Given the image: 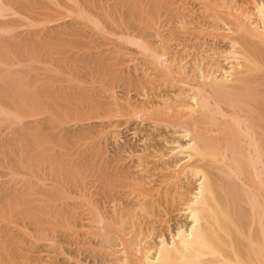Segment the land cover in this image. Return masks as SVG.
<instances>
[{"label":"bare ground","instance_id":"obj_1","mask_svg":"<svg viewBox=\"0 0 264 264\" xmlns=\"http://www.w3.org/2000/svg\"><path fill=\"white\" fill-rule=\"evenodd\" d=\"M43 1H47L48 5ZM43 1L0 0L1 67L3 66L1 63L5 61V57L2 56L4 55L3 53L5 51H11L10 54L13 55L14 52H12V50L14 47L19 48L21 52L22 49L30 48L29 50H27V52L29 53V51H31V48L35 47L36 45H41L39 48L42 49L41 47L43 44L48 48L54 42L53 46L55 44V47L52 48L55 49L56 47H58L57 44L62 42V40L65 38H67V41L63 40V43L66 44V42H72V40L68 41V38L71 36V38L75 37V32L73 30L74 26L76 28L75 24L80 21V19L85 20L84 16H86V13L90 16L88 11H86L85 13V11H83L84 9H81L79 0H60L61 2L56 3V10L53 9L54 12L56 11L55 13L53 12V10L51 11L52 13L49 12L50 8H46L47 6L49 7L53 0ZM66 1L70 2L72 5H67L68 2ZM183 1L185 0H182V2ZM190 1L193 7L191 5L188 6L187 4V6L190 7L187 8L185 6V3L183 2L182 8L178 13V17L180 20L178 18L177 20H179L180 29L182 32L181 42L178 41V39H180L181 37L178 36L179 38L177 39V44H179L178 50L170 49L171 47L169 43L171 42V39H164L159 34L155 39L156 41H152V39L148 40L149 38L144 39L143 36H132L125 29H119V33L117 35L108 33L105 30L103 31V29L102 33H100L102 35L99 34V36L103 37L105 44L106 40L108 41V38L111 39V36H114L118 43H120L119 41H121L122 44H129L130 46L136 48L138 53L143 58L144 64L146 65L144 66H148V76H153V78L157 77L158 80L161 81L160 84L163 83L164 85L162 86L167 87L166 89L168 91L164 92L163 94L161 92H159V94H157L158 92L156 94L152 93L154 95L152 96V100L149 101L148 104H134L130 102V100L126 99L125 101L120 100L121 102H119L113 98L116 95L113 96L110 93L109 94L114 101L109 103L107 101L108 99L106 101L101 100L103 98L101 94L100 96L102 98L100 96H96L100 93V90L96 95L93 94L91 90L89 91L90 93L84 92V88V91H82L83 89H80L82 88L80 87L82 84V80H84L82 78L85 77L84 73H82L80 76V85L78 83L80 80L68 81L69 79L67 78L69 77L67 76L66 79L68 83L63 82L66 85L62 83L64 86H61L60 84V87H57V85H55L56 82H54L53 80L49 82H52L51 85L54 82L55 84H53V86H51L50 84L47 85V81H45L46 78H44L45 80L43 79L45 82V85H43V83L37 79L38 74L34 75L35 81H31V77L33 76V74H31V77L29 75V81L25 76V74L27 73L26 71L23 72L24 75L22 74V77H25L24 79H27L29 82L23 79L24 81L22 80V83L18 81L16 82L14 80L15 76H13V79H9L13 69H9L7 75H4L2 73L8 78L5 77V79H2L0 81V117H7L8 113L14 112L13 117L23 122L25 120L23 119V116H26L25 118H27V116L34 118L38 115H42L43 118V116L45 117L48 113L46 120L47 123H49L47 125V131L53 130L54 133H57L55 129L59 126H62L61 124H63V122H65L67 119H71L73 116H75V118H72L74 120L71 121L78 122V120H80V118L78 117L83 116L81 120L82 122H84L83 119L86 118V115H93L98 117V119L119 117L121 119L123 118V121L124 119H126L127 122L129 120L132 121L131 119L136 120V118H140L141 120L147 121L152 133H154V131L157 132V130L160 128H162V131L163 128L170 131V133L168 132L170 134H168L170 137L167 135L169 138L161 135L156 136H159L161 138L163 144L166 145H164L166 147L165 149H167L168 151H163V148H161L163 150L153 148V146L155 147V145L153 144V146H150L152 143L148 145V147L147 145L145 146V144H149L146 143L147 140L150 142V139L152 140L154 137H151L149 139L145 138V140L142 139L141 142L143 144V149H136L135 151H131V149H129L128 151L127 156L128 158H130L128 160L132 161V164L130 166L128 165L129 167H125V164L123 165L124 160L121 157L119 158L117 154H115V152L113 154H110L111 156L108 155L106 149H104L105 147L96 144L95 141L97 138H103L106 136H112V138L114 139L118 138L120 134L118 135L119 131L117 130V126H110L108 124L109 127H99L100 129H95L94 132H90L91 128L89 127L90 129L83 135H81L82 131L78 132L81 137L79 136L80 138H78L76 141H81L78 142L80 143L79 146L84 142L82 146L79 147L78 143L73 141L77 146L75 148L78 149L74 150L71 147L73 149V152L77 151L76 153H79L81 147L83 148V145L88 148V153L94 151V153L92 152L93 154H88V158L90 157L91 159H94L92 162V166L90 165L89 160H86L83 164V170L87 169L86 171L88 172L89 168L93 170V173L92 171L90 172L94 174L95 179L92 183L91 181H89V183L92 184L91 186L93 191H96V188L94 187L98 186L103 187L104 190L101 188L102 191H100V194L101 192L103 194L100 199H98V201L100 202L99 204L98 201L95 202L91 200L92 194L89 191L87 192L86 187L84 189L85 193L81 194L82 197L79 196L77 198V200H81L80 202L83 201L82 205H79L80 203L77 202L78 204L76 203V205H79V208H76L75 205L74 207H67L66 205V207L69 208H66V210L63 207V210H65V214L63 213V220L60 222V224H52L54 227L53 230H55L56 228L63 229L65 231V234H67L69 237L81 236L82 238V234H84L86 231L91 230V227H89L91 225H82L80 223V219H77L78 221L80 220V224L77 222L75 223V217L73 216V214L75 213L76 215V213H78L76 212V210L79 211L80 208L81 210H83L84 208V211L86 213L82 212L81 210L80 212L84 213V215H88V219L86 220L87 222H94L97 225H103V229L105 228L104 232L108 237L106 240L107 248L103 249L102 247L101 252L103 253V250L105 249L110 251V253L108 252V254L104 253V255H108L112 258H108L111 260H108L107 264H264V0ZM64 5L69 9L66 12L73 13L75 15L74 19L76 20L73 21L74 25L70 24L71 26L73 25L71 27L72 31L64 34L66 35V37L63 36L62 33L64 31L61 30L60 34V31L57 32L58 34L56 35V37H52L50 35L51 32H48L49 36H46L48 40L46 41V39L42 37L40 39L41 41H39L44 42L42 39H45V42L43 44H39L35 39L36 37H33V39L26 38L22 42L20 40L22 39L20 35V38H18L20 40L19 43L14 44V38H12L13 40H10L13 42V44L11 42L10 44L6 40L4 35L10 33L12 34L14 32L13 30L15 29V22L12 19L9 20L10 17H7L8 11H10L9 15L12 16L22 15L20 13H24V11L26 10L33 11V13L35 14H32L33 18L27 15L29 14L28 12H26L25 15L28 16V19H30V21H27V17H25L26 22H30L29 26L32 25L34 21L37 24L36 26L40 25V23H48L50 25L52 21H54V23L56 22L55 20H53L55 19V17H62L64 15L66 17V14L61 13L62 8L64 9ZM159 5L162 6V3ZM178 5H181V3H178ZM189 13L192 15H190ZM187 14H189V16ZM6 17L8 20H6ZM191 24L193 25V28L191 29L192 31H190V27H188ZM97 27L98 24H96L95 28ZM63 29L65 30L64 27ZM166 33H168V31ZM31 35L35 36L33 34ZM80 36L81 35H79V37ZM81 38L84 39L83 35ZM82 41L83 40H81V42ZM86 42L88 43V41ZM60 44L58 45H65ZM83 44H85V42ZM95 45H97V49L100 47L98 43ZM10 47L12 48V50H10ZM92 47H94V45ZM39 48L38 52L40 53L41 50ZM49 49L50 48H48L46 51L48 52V54H51ZM53 49H51V51ZM111 49L112 48L107 49L108 53L114 54L121 51L120 49L117 50V48L114 50ZM105 53L102 55H105ZM36 54L39 57V54ZM45 54L43 55L47 57V53ZM93 55L94 54L92 53V56ZM108 56L110 55L108 54ZM2 57H4V59H2ZM38 57L36 58L39 59ZM7 58L8 57H6V59ZM49 59L47 60V64ZM43 60H45L44 57L38 63L41 64V61ZM65 60L66 59H64V61ZM12 61L14 62V60ZM3 64L10 65L6 63ZM11 64L13 66L14 63ZM34 64H32L33 69H31V72L35 69L34 67L38 66ZM89 64L93 65L94 63L92 64L90 62L88 63V65ZM10 66L9 68H11ZM85 66H87V64ZM101 66L102 67L100 68L102 69L98 71V75L101 74L103 77L105 76V79L103 78V80H106V75L108 74L107 69L105 65V69H103V64ZM91 67L89 65V68ZM95 67L97 68V63L95 64ZM109 67L110 66H108L107 68ZM12 68H14V66ZM37 68L39 69V67ZM37 68L36 71L38 70ZM87 69L88 68H85V71H87ZM186 69H188V72H186ZM93 70H91L92 74ZM94 71H96V69ZM108 71H110V69H108ZM20 72L22 71H19L18 73ZM92 74L90 73L91 79L93 76ZM144 74H146L147 76V73ZM101 75H99V77ZM113 75H117V73ZM76 76L77 75H75V77ZM108 76L110 75L108 74ZM50 78L52 77H49V79ZM136 78H134V81H136ZM118 79L120 80V78H117V81ZM96 80L99 81L98 78ZM103 80H101V82ZM84 81H86V78ZM127 81L125 83H128ZM131 83L132 82L128 84V87ZM138 84L139 83H135L134 85L139 86ZM78 86L80 87L79 89L81 90V92H79ZM99 87L101 88V86ZM74 89H77V92L74 93V91H72ZM137 89H139V87ZM141 90L144 91L143 89ZM7 92L10 93L7 95L8 97L5 94ZM67 92L69 96H66ZM72 93L73 95H75V97L72 95ZM144 93L147 94L145 91ZM64 96H66L68 100H64ZM70 96L71 98H69ZM4 97H6L7 100H9L10 98V102L7 100L5 101ZM142 97H144V95H142ZM148 98H150V96H148ZM21 99L22 101L24 100V102L21 103V101V104L19 103V105L17 101ZM7 102H9V106ZM19 112L20 114L18 115ZM33 118H30V120ZM40 118L41 116L39 117V119H37L38 121L40 120L39 123H36L37 125L32 124L36 127H31L32 129L30 128L31 130H35L34 137H31L33 133V131L31 132V130V135H29V138H34V140L29 139V143L26 141V143L31 146V148L28 146L31 150L27 149L29 151H27L28 153L26 154L30 157L34 155V151L32 152V147L34 146L38 149L37 155L39 152H41L43 145L45 146L47 144L52 147L53 141H51L52 139H50L49 141L45 138L47 127H43L44 123L43 121H41L42 118ZM6 121L7 120H5V122ZM11 121H13V119ZM19 121L16 122L18 125L19 123L21 124V122ZM31 121L33 123V121L35 120ZM58 123H60V125ZM46 124L44 126H46ZM19 126L18 128L20 129ZM22 129L21 131L24 130ZM65 130L62 129L61 131H58L57 134L61 135V133H64L62 136L64 138L66 132ZM26 133L22 134L24 137L23 139H25L26 136L24 135H26ZM69 133L70 134H68L67 139L70 138L71 140H73L71 138L73 137V135L69 137V135H71L72 133L70 131ZM134 133L135 130L133 132V135ZM22 135L19 139H21ZM53 135L54 136H52L51 138L57 137L56 134ZM135 135H137V133ZM49 136L50 135H48L47 137ZM108 140L106 139V141ZM15 141L16 140H14V142ZM54 141L56 140L54 139ZM63 141L64 144L62 145V147H66V139H63L61 142ZM99 142V144H101V141ZM153 142H155L154 139ZM16 143H18V141H16ZM5 144L3 145H8ZM49 146H47V148H49ZM3 148L6 149L7 147ZM19 148L21 147H19L18 144V150ZM47 148L44 147L45 150ZM18 150L14 151L19 152ZM45 150H43V152ZM51 150L52 152H55L54 145L53 149ZM51 150H48L50 154H52ZM48 151L47 154H42L44 155V157L42 156L43 158H41L43 159V161L47 155H50ZM21 152H19V154ZM29 152H32L33 154L31 153V155H28L30 154ZM76 153L73 154L74 157L78 155H76ZM80 154L79 156H81ZM122 154L120 155L124 156ZM1 155L3 154L1 153ZM23 155H25V152ZM63 155L64 154H62L61 156ZM14 156H16V154ZM67 156H65V158H69V156L71 155ZM74 157L73 159L76 160L77 157ZM47 158H49L50 160L49 156ZM20 159H22V157ZM66 159L65 161H63L66 162L70 158L67 160ZM49 160L47 159V161ZM39 161L41 160L39 159ZM62 162H60L61 166L65 164H62ZM69 162V164L71 165L72 160H69ZM80 162L82 161H80L79 159V161L77 162L78 164H74L79 165ZM66 164L68 163L66 162ZM66 164L64 165V167L66 166ZM73 166L74 165H72V167ZM78 167L75 168L77 169ZM68 169H70V167ZM83 170H81L80 172L84 173ZM89 175L87 176L90 177L91 175ZM88 177L85 180H82L80 178V180L82 181L81 187H85L84 184L87 183V179H89ZM77 180H79V178H77ZM24 184H26V182L23 183V185ZM43 184L44 183H42L41 185ZM23 185H21V187ZM60 186H58L59 189ZM27 187L29 190L31 189L30 185ZM46 187H48L47 184L45 185V189H47ZM65 187L63 186L62 189H67ZM81 187L77 188L81 189ZM14 188L19 189V184L18 187ZM52 188L55 189L54 186ZM53 189H51L50 187V193L54 192ZM3 191L4 190L0 192L4 194ZM63 191L64 190H62V192L60 193H63ZM38 192L39 191L37 190V193ZM68 192H70V190ZM78 192L82 193L81 190ZM8 193L10 192L7 191V194ZM38 194L40 198H43L42 192ZM56 194L54 195V197L58 198ZM72 194L74 195V193L70 192V197L72 198V200H74V197H76V195L72 197ZM26 195L27 194H22V192L18 194L13 192V194H10L9 197H0V264H56L55 260L53 259H55L57 255L54 256L52 254H59V256L61 254H64L62 252L63 247L61 248L60 242L56 243L52 240H47V243H44L43 241L46 240L42 239L44 237L39 238L38 235L39 239H37L35 235L30 234L35 237L36 241L34 240V242H40V244L42 242L44 243V246L41 245L42 247L39 245L42 249H38V251H35L32 248L37 249L36 247L38 245L36 243L33 244V247L28 245L29 242L26 239V236L30 235H28L29 230L27 228L25 229L28 231L23 229L27 226L25 222L24 224L26 226H22L23 223L19 220L18 222L21 224L17 225L18 228L17 230L15 229L16 232L13 231L12 224H15V222L11 219L12 214L10 213V210H15L16 207L20 206V204L16 203L17 205L15 204L12 208L9 201L15 199H18L20 201V199H23L24 202V196ZM47 195L48 194H46V196ZM51 195L50 197H52ZM25 198L29 197L26 196ZM34 198L35 197H33V200ZM45 199L46 200H44V202L42 203L47 206L50 200L49 197H46ZM35 201L32 202L31 206L27 205V207H25L21 205L19 207L22 209V211H20L22 216L20 217L23 218V216H25L23 214L25 213L28 217L30 216V218L34 220L35 224L41 225V219H39L40 217H37V214L40 216V213L36 214L37 208L35 209L34 207L36 205L38 207L39 205L37 203L35 204ZM40 201L43 200L41 199ZM54 201H52V204ZM37 202H39V200ZM55 202L54 204L56 205ZM45 206L41 205V207H39V212H41V209L43 210L42 207L46 209ZM61 208L62 207H60L59 210ZM48 209H50V207ZM52 212H55L54 209ZM43 215L46 218L45 213H43ZM50 217L48 219H50ZM181 217H184L183 221H181ZM26 218L24 217L23 219ZM56 218L58 219L60 217H55V219ZM82 218L83 217H81V219ZM32 219H29L28 221ZM37 219L39 220V222ZM46 219H44L45 223ZM60 220L61 218L59 219V221ZM28 221L27 223L29 224ZM75 224H79L81 226L78 227L77 225V228ZM156 224L158 229L156 227ZM163 225L165 227V231L164 229H159V227H162ZM156 229L159 231L157 232ZM63 230L62 232L60 231L61 234L63 233ZM80 231H84V233L80 235ZM60 232L58 233L60 234ZM89 232L88 234L91 233ZM93 233L92 236L95 235ZM101 240L103 239L101 238ZM79 241L80 240H78V242ZM101 242L103 243V241ZM81 244L83 245L82 241L80 244H78V247H80ZM74 245H76V243H74ZM103 246L105 245L103 244ZM82 248H87V246L85 247L83 245ZM87 250L85 251L87 252ZM40 254L44 256V259L42 261L37 260V258L40 259ZM108 256L105 257L107 258ZM97 260L98 259H96V261ZM76 264H80L79 261Z\"/></svg>","mask_w":264,"mask_h":264},{"label":"rangeland","instance_id":"obj_2","mask_svg":"<svg viewBox=\"0 0 264 264\" xmlns=\"http://www.w3.org/2000/svg\"><path fill=\"white\" fill-rule=\"evenodd\" d=\"M40 2H42L43 0H39ZM80 1V7H81V9H84L83 11H85V13H86V11H88V13L90 14V16L86 13V16H84V18H85V20H83V19H80V21H78L75 25H76V28H75V26H74V28H73V30H74V32H75V37H73V38H71V37H69L68 38V41H71L72 40V42H66V44L65 43H63V40L64 41H67V38H65V39H63L62 40V42H60V43H58V42H55V43H58V44H60V45H63V44H65V45H63V46H59L58 44H57V46L58 47H56L55 49H53L52 47H55V44H54V46H53V43L51 44V46L50 47H48V48H50L49 50H50V53L51 54H48V52L46 51L48 48H47V46L46 45H44L43 43L45 42V39H46V41L48 40L47 39V35L49 36V33L48 32H51L50 33V35L52 36V37H56V35L58 34L57 32L58 31H60L59 32V34L61 33V30L62 31H64L62 34H63V36H65L66 37V35H64L65 33H68V32H71L72 31V26L74 25L73 23V21H76L74 18H75V15L73 14V13H68V12H66V11H68L69 9L68 8H66L67 6H65L64 5V9L62 8V10H61V13L62 14H66V17H65V15L64 16H60V17H55V19H53V20H55L56 22L54 23V21H52L51 22V24L49 25L48 23H44V24H42V23H40V25H38V26H36L37 24H36V22L34 21V23H32V25H30L29 26V23L30 22H26V18L25 17H27V21H30V19H28V16H25L26 15V12H28L29 14H27V15H29V17H31V18H33V15H35L34 13H33V11H29V10H26V11H24V13H20V14H22V15H16V16H12V15H9V13H10V11H8V16L7 17H10L9 18V20L10 19H12L15 23V29L13 30L14 32L11 34H7V35H4L5 36V38H6V40L10 43H12L13 44V42H14V44L15 43H19L20 42V40L23 42V40L24 39H29V38H31V39H33V37L38 41V43L40 44H43L42 45V49H40L39 47L41 46H35V47H33V48H31V51H29V53L27 52V50H29L30 48H27V49H22V52H21V50L19 49V48H13V46H12V48H13V50H12V48L10 47V50H12V52H16L15 54L13 53V55L12 54H10V52L9 51H5L3 54L4 55H2V56H4L5 57V59H4V57H2V59H4L3 61V63H6V64H10V65H5V64H3V63H1L3 66L1 67V65H0V81L2 80V79H5V77L6 76H4L5 74L7 75L8 74V70L9 69H13L12 70V72H11V74H10V77H9V79H13V76H15V78H14V80L17 82H21L25 77H22V74H23V72H27L26 74H25V76H26V78L28 79V78H30L31 77V74H33V79H32V77H31V81L33 80V81H35V76L34 75H37L38 74V77H37V79L38 80H40L42 83H43V85H45L44 83V78H46V80L45 81H47V85H51V83H49L51 80H53L54 82H56V84L53 82V84H55V85H57V87L61 84V86L64 84V83H68V81H72V80H80V76H81V74L82 73H84L85 74V77L84 78H82V79H84L85 80V78H86V81H84V80H82V84L80 83L81 82V80L78 82L79 83V85L81 84V86L80 87H82V88H80L79 86H78V90H79V92H81V90L80 89H85V91H84V89L82 90V91H84V92H88V93H90L89 91L91 90V92L93 93V94H97V92L99 91L100 93L99 94H97L96 96H100V94H101V96L103 97H101L102 99L101 100H103V101H106L107 99V101L110 103V102H113L114 100L112 99V97L110 96V94H112L113 96L114 95H116V96H114L113 98L115 99V100H117V101H119V102H121L120 100H124L125 101V99L126 100H130V102H132V103H134V104H148L149 103V101H151L152 100V96L154 95V94H156L157 92V94H159V92H161L162 94L164 93V92H167L168 90L166 89L167 87H165V86H162V85H164L163 83L162 84H160L161 83V81L160 80H158V78L157 77H154L153 78V76H148V72H149V70L147 71V69H148V66L147 67H145L146 65L144 64V61H143V58H142V56L138 53V51H137V49L136 48H134L133 46H130L129 44V46L128 45H126V44H122V42L121 41H119L120 43H118L117 41H116V39L114 38V36H111V39H109L108 38V41L106 40V44L104 43L105 41H104V39H103V37H101V36H99V34L100 33H102V29H103V31L105 30V31H107L108 33H113V34H118L119 33V29H125L126 31H128V33H130L132 36H135V37H138V36H140V37H144V39L145 38H149L148 40H150V39H152V41H156L155 39L157 38V35L159 34L160 36H162L164 39H168V40H170L171 42L169 43L170 44V49H172V50H178V45L179 44H177L178 43V41L179 42H181V39H182V32H181V29H180V24H179V17H178V13L180 12V10H181V8H182V5H183V2L185 3V6L187 7V8H190V7H188V6H192L193 7V5L191 4V1L190 0H185V1H183L182 2V0H179V1H177V0H79ZM159 1H160V3H159ZM44 2V1H43ZM59 3V2H61L60 0H53V2L49 5V7L47 6L46 8H50L49 9V12H51L53 9H55L56 10V3ZM66 2H68V1H66ZM164 2H165V4H164ZM44 3H47V1H45ZM68 3H70V2H68ZM67 3V5H72L71 3L70 4H68ZM162 3V6L161 5H159V4H161ZM169 3V4H168ZM178 3H181V5H178ZM164 4V5H163ZM187 4H188V6H187ZM47 5H48V3H47ZM176 7V8H175ZM66 8V9H65ZM178 8V9H177ZM177 9V10H176ZM32 12V13H31ZM34 12H35V10H34ZM39 12V11H38ZM53 12H54V10H53ZM56 12V11H55ZM54 12V13H55ZM52 13V12H51ZM33 14V15H32ZM177 14V15H176ZM190 14V13H189ZM189 14H187L188 16H189ZM175 15V16H174ZM190 15H192V14H190ZM21 16H22V20H21ZM88 16V17H87ZM177 16V17H176ZM7 17H6V20H8L7 19ZM176 17V18H175ZM16 18V19H15ZM59 18V19H58ZM177 18L179 19V20H177ZM58 19V20H57ZM74 19V20H73ZM17 20V21H16ZM21 21V22H20ZM98 21V22H97ZM92 22V23H91ZM17 23H19V24H17ZM50 23V22H49ZM67 23V24H66ZM98 24V27L97 28H95L96 27V24ZM116 23V24H115ZM39 24V23H38ZM65 24V25H64ZM70 24H73L72 26L70 25ZM20 26V27H17V26ZM25 25V26H24ZM34 25H35V27H34ZM53 25V26H52ZM55 25V26H54ZM70 25V26H69ZM65 26H67V27H65ZM94 26V27H93ZM63 27L65 28V30L63 29ZM71 29H70V28ZM103 27V28H102ZM188 27H190V31H192L191 29L193 28V25L191 24V25H189ZM18 28V29H17ZM96 30H95V29ZM59 29V30H58ZM68 29H69V31H68ZM76 29V30H75ZM77 30H79V31H77ZM100 30H101V32H100ZM36 31H37V33H36ZM110 31V32H109ZM168 31V33H166ZM53 32V33H52ZM33 34V35H35V36H32L31 34ZM35 33V34H34ZM48 33V34H47ZM81 33V34H80ZM30 34V35H29ZM37 34V35H36ZM53 34V35H52ZM81 35L80 37H79V35ZM170 34H171V36H170ZM14 37H13V36ZM18 37H17V36ZM19 35H20V37H22V39H18V38H20L19 37ZM39 35V36H38ZM78 35V36H77ZM82 35H83V37H84V39L83 38H81L82 37ZM100 35H102V34H100ZM168 35H169V37H168ZM174 35V36H173ZM8 38H7V37ZM12 36V37H11ZM68 36H70V35H68ZM147 36V37H146ZM181 37L180 39H178L179 37ZM45 38V39H42L44 42H39V41H41L40 39L41 38ZM51 37V38H52ZM78 37H79V39H78ZM101 37V38H100ZM12 38H14V40L12 39ZM49 38V37H48ZM71 38V39H70ZM75 38H76V40H75ZM114 38V39H113ZM177 39H178V41H177ZM10 40H13V42L12 41H10ZM81 40H83L82 42H81ZM111 40V41H110ZM86 41H88V43L86 42ZM110 41V42H109ZM77 42V43H76ZM85 42V44H83ZM10 43V44H11ZM76 43V44H75ZM92 43H94V44H92ZM98 43V45L100 46H98L99 48L97 49L96 48V46L97 45H95V44H97ZM100 43V44H99ZM82 44H83V47H82ZM88 44H89V46H88ZM90 44H91V46H90ZM105 44V45H104ZM94 45V47H92ZM115 45V46H114ZM116 45H117V47H116ZM121 48H120V47ZM177 46V47H176ZM119 47V48H118ZM122 47H123V49H122ZM38 48L41 50H39L40 51V53L38 52ZM94 48V49H93ZM108 48H112L111 50H114V49H116L117 48V50L118 49H120L121 51L119 52V53H108V51H107V49ZM17 49V50H16ZM51 49H53L52 51H51ZM96 49V50H95ZM106 49V50H105ZM125 49V50H124ZM180 49V48H179ZM48 50V51H49ZM46 51V52H45ZM20 52V53H19ZM42 52V53H41ZM102 52V53H101ZM106 52V53H105ZM126 52V53H125ZM36 53H38L39 54V57H38V55L36 54ZM45 53H47V57H45ZM92 53L94 54L93 56H92ZM99 53V54H98ZM105 53V55H102V54H104ZM125 53V54H124ZM42 54V55H41ZM43 54H45V55H43ZM107 54V55H106ZM108 54L110 55V56H108ZM135 54V55H134ZM7 55V56H6ZM42 57H41V56ZM89 55V56H88ZM102 55V56H101ZM134 55V56H133ZM68 56V57H67ZM71 56V57H70ZM84 56V57H83ZM99 56V57H98ZM128 56H130V57H128ZM141 56V57H140ZM6 57H8L7 59H6ZM12 57V58H11ZM36 57H38L39 59H37ZM43 57H44V59L46 60V63H45V60H43V61H41V64L40 63H38V62H40V60L41 59H43ZM67 57V58H66ZM82 57V58H81ZM91 57H92V59H91ZM116 57V58H115ZM36 58V59H35ZM50 58V59H49ZM75 58V59H74ZM111 58V59H110ZM132 58V59H131ZM137 58H139V59H137ZM9 59V60H8ZM14 60V62L12 61V60ZM22 59V60H21ZM34 59H35V62H34ZM49 59V61H48V64H50V65H48L47 64V60ZM64 59H68L66 62L64 61ZM73 59V60H72ZM81 59V60H80ZM83 59V60H82ZM91 59V60H90ZM110 59V60H109ZM10 60H11V63H14L13 64V66H14V68H12L13 66H12V64L10 63ZM52 60V61H51ZM59 60V61H58ZM94 60V61H93ZM23 63H22V62ZM25 61V62H24ZM37 61V62H36ZM64 61V62H63ZM70 61V62H69ZM74 61V62H73ZM81 61H82V63H81ZM93 61V62H92ZM104 61V62H103ZM1 62H2V60H1ZM61 62V63H60ZM63 62V63H62ZM94 63L93 65H91V64H89L90 65V67L91 68H89V65H88V63ZM107 62V63H106ZM34 63H36V64H34ZM65 63V64H64ZM97 63V68L95 67V64ZM113 63H115V64H113ZM22 64V65H21ZM28 64V65H27ZM32 64H34V65H38V66H36V67H34V65H33V67L35 68L34 70H32V72H31V69H33L32 68ZM46 64H47V66H46ZM60 64V65H59ZM67 64V65H66ZM79 64V65H78ZM87 64V66H85ZM103 64V69H105L104 68V65H105V67H106V69H107V73L110 75V76H108V74L106 75V80H103V78L105 77H103L101 74H99V75H101L100 77H99V75H98V71H100L102 68H100V67H102L101 65ZM108 64V65H107ZM113 64V65H112ZM121 64V65H120ZM142 64V65H141ZM27 65V66H26ZM107 65V66H106ZM118 65V66H117ZM145 65V66H144ZM9 66L11 67V68H9ZM25 66V67H24ZM68 66V67H67ZM71 66V67H70ZM80 66V67H79ZM83 66V67H82ZM108 66H110L109 68H107ZM117 66V67H116ZM187 66V65H186ZM190 66V65H189ZM188 66V67H189ZM24 67V68H23ZM27 67H28V69H27ZM37 67H39V69L37 68ZM54 67H56V68H54ZM65 67V68H64ZM76 68V69H74V68ZM88 68L87 69V71H85V68ZM114 67V68H113ZM142 67V68H141ZM187 67V68H188ZM36 68L38 69L37 71H36ZM58 68H59V70H58ZM67 68V69H66ZM190 68V67H189ZM6 69V70H5ZM23 69H25V70H23ZM27 69V70H26ZM44 69V70H43ZM52 69H53V71H52ZM96 69V71H94V70ZM108 69H110V71H108ZM136 69V70H135ZM56 70V71H55ZM91 70H93V74H92V71ZM113 72H112V71ZM119 70V71H118ZM145 72H144V71ZM19 71H22V72H20V73H18ZM44 71V72H43ZM49 71H50V73H49ZM77 71V72H76ZM79 71V72H78ZM37 72V73H36ZM40 72V73H39ZM55 73V74H53V73ZM120 72H121V74H120ZM141 72V73H140ZM186 72H188V69H186ZM4 75H3V74ZM15 73H16V75H15ZM41 73H42V75H41ZM76 73V74H75ZM90 73L93 75L92 76V79H93V81H92V79H91V75H90ZM97 73V74H96ZM115 73H117V75H113V74H115ZM144 73H147V76H146V74H144ZM2 74V75H1ZM39 74H40V76H39ZM49 74V75H48ZM68 74V75H67ZM78 74H80V75H78ZM83 74V75H84ZM111 74H112V76H111ZM142 74V75H141ZM24 75V74H23ZM29 75H30V77H29ZM51 75H53V76H51ZM70 75H72V76H70ZM75 75H77L76 77H75ZM120 75V76H119ZM67 76L69 77V78H67ZM118 76V77H117ZM131 76V77H130ZM136 76H137V78H136ZM17 77H18V79H17ZM49 77H52V78H50L49 79ZM65 77V78H64ZM75 77V78H74ZM83 77V76H82ZM130 78V80H129V78ZM142 77H144V78H142ZM149 77H150V79H149ZM6 78H8V77H6ZM64 78V79H63ZM69 79L68 81H67V79ZM71 78V79H70ZM99 79V81L98 80H96V79ZM108 78V79H107ZM117 78H120V80L118 79V81H117ZM134 78H136V81H134ZM138 78H140V79H138ZM25 80V81H30V79H28V80ZM44 79V80H43ZM49 79V80H48ZM63 81H62V80ZM105 79V78H104ZM124 79V80H123ZM132 79V80H131ZM23 80V81H24ZM67 82H66V81ZM96 80V81H95ZM101 80H103L102 82H101ZM128 82V83H125L126 81ZM139 80V81H138ZM150 80V81H149ZM157 80V81H156ZM28 81V82H29ZM92 81V82H91ZM98 81V82H97ZM105 81V82H104ZM111 81V82H110ZM134 81V82H133ZM61 82V83H60ZM64 82V83H63ZM93 82H95V83H93ZM97 82V83H96ZM115 82V83H114ZM124 84H123V83ZM130 82H132L130 85H129V87H128V84L130 83ZM22 83V82H21ZM63 83V84H62ZM84 83V84H83ZM90 83H92V84H90ZM102 83V84H101ZM110 83H112V84H110ZM135 83H139L138 85L139 86H137V85H134ZM145 83V84H144ZM148 83H150V84H148ZM53 84L51 85V86H53ZM101 84V85H100ZM111 85V86H109V85ZM123 84V85H122ZM127 84V85H126ZM142 84H143V86H142ZM154 84V85H153ZM64 85H66V84H64ZM63 85V86H64ZM91 85V86H90ZM146 85V86H145ZM159 85V86H158ZM99 86H101V88L99 87ZM161 86V87H160ZM60 87V86H59ZM91 87V88H90ZM102 87H103V90H102ZM112 87V88H111ZM131 87V88H130ZM139 87V89H137ZM145 87V88H144ZM159 87V88H158ZM165 87V88H164ZM80 88V89H79ZM136 88V89H135ZM158 88V89H157ZM141 89H143L147 94H145L144 93V91H142ZM150 89H152V90H150ZM166 89V90H165ZM77 89H74V90H72V91H74V93L75 92H77L76 91ZM88 90V91H87ZM102 90V91H101ZM105 90V91H104ZM149 90V91H148ZM71 91V90H70ZM69 92V91H68ZM68 92H67V95L66 96H69L68 95ZM105 92V93H104ZM150 93V95H149V93ZM70 93V92H69ZM110 93V94H109ZM152 93H154V94H152ZM160 93V94H161ZM6 94V96L8 95V94H10V93H5ZM72 95H73V93H72ZM139 95V96H138ZM142 95H144V97H142ZM66 96H64V100L66 99V100H68V98H66ZM74 97H75V95H73ZM72 96V97H73ZM148 96H150V98H148ZM8 97V96H7ZM112 99H110V98ZM116 97V98H115ZM5 98V101L7 100L6 99V97H4ZM69 98H71V96L69 97ZM142 98V99H141ZM111 100V101H110ZM148 100V101H147ZM7 101H9L10 102V98H9V100H7ZM22 101V99L21 100H18L17 102H18V104L20 103ZM28 101V100H27ZM134 101V102H133ZM141 101H142V103H141ZM147 101V102H146ZM9 102H7L8 103V106H9ZM24 102V100L21 102V103H23ZM137 102V103H136ZM138 102H140V103H138ZM20 103V104H21ZM19 104V105H20ZM12 106V105H11ZM12 114V115H11ZM20 114V112L18 113V115ZM47 115H48V113H47ZM47 115L45 116L46 117V119H45V117L43 116V118H42V115H38L37 117H30V116H27V118H25L24 116H23V119H25L24 121H25V124H28V122H29V124L28 125H25L24 124V121L23 122H21V120L19 121V120H17V119H15L13 116H14V112H12V113H8L7 114V117H5V116H2V117H0V187H2V188H0V191L2 192V190H4L3 192H4V194H2L1 192H0V197L1 196H8L9 197V195L10 194H13V192H15L16 194H18V193H21L22 192V194H27L26 196L27 197H29V198H25L26 196H24V202H23V199H20V201L18 200V199H15V200H12V201H9V203H10V206L13 208V206L17 203V204H20V206L22 205V206H25V207H27V205H32V202H34L35 201V199H36V201H35V204L37 203L39 206L37 207V205L36 206H34L35 207V209H36V214L37 213H40V216L37 214V217L39 218V219H41V225H37V224H35L34 223V220L32 219V218H30V216L28 217L25 213L23 214V215H25V216H23V218L25 217H27L26 219H23L22 217H20V216H22V214L20 213V211H22V209L21 208H19L20 206H18V207H16V209L15 210H13V211H11L10 210V213L12 214V217H11V219H12V221H14L15 222V224H12L13 225V231H15V229L17 230V228H18V224H21V223H19L18 221L20 220L23 224H22V226L23 225H25V224H27V226L26 227H24L23 229H25V228H27L28 230H29V234H28V232H27V234L28 235H30V234H33V235H35V237L37 238V239H39L40 237H44V238H42V239H46L45 241H43L44 243H47L46 241L47 240H52L53 242H56V243H59L60 242V244H61V248H62V252L64 253L63 255L61 254L60 256H59V254H54L53 252V254L52 255H57L56 256V258L55 259H53V260H55V262H56V264H76V263H78V261H79V263L80 264H107V261L108 260H111L112 258L110 257V256H108V255H104V253L105 254H108V252L110 253V251H108V250H103L104 252L102 253L101 251V249H102V247H103V249L104 248H107L106 247V240H107V235H105V228L103 229V225H97V224H95L94 222H90L89 220V222H87L86 220L88 219V215L87 214H85L84 215V213H86L85 211H84V208H83V210H81V208H80V210L82 211V212H84V213H82V212H80V210L78 211V210H76V212H78V213H76V215H75V213L73 214V216L75 217V219H74V221H75V223L77 222V223H79V221H80V223L82 224V225H84V226H89V225H91V226H89V227H91V230H89V231H86L85 233H84V231H80V235L82 234V233H84V234H82V238H81V236H78V237H72V236H68L67 234H65V231L63 230V229H58V228H56L55 230H53L54 229V227H53V225L52 224H55V223H57V224H60V222L63 220V213H64V211L65 210H63V207L66 209L68 206L70 207V206H72V207H74V205L76 206V208H79V205H82V203H83V201L82 202H80L79 200H77V198L80 196V197H82L81 196V194H84L85 193V188L87 189V192L89 191L91 194H92V197H91V200H93V201H95V202H97L98 201V199H100V197L102 196V192H101V194H100V191H102V189L104 190V188L103 187H101V186H98V187H94V188H96V191L94 192L93 190H92V184H90L89 183V181H91V183L94 181V179H95V177H94V174H92L93 173V170H91L90 168L88 169L89 170V172L88 171H86L87 169H85V170H83L84 169V166H83V164H84V161H86V160H89V163H90V165L92 166V162H93V158L91 159L90 157V159L88 158V154H93L94 153V151H91V153L89 152H87V150H88V148L87 147H85V145H83V148L81 147V150H80V152L79 153H76V152H73V149L75 150V149H77V148H75V147H77L76 146V144H75V142H77L76 140L78 139V138H80L81 136H80V134L78 133L79 131H82L81 133V135H83L84 133H87V131L91 128V131L90 132H94L95 131V129L97 130L99 127L100 128H106V126L107 127H109L108 126V124L111 126H117L118 127V131H119V133H118V135H119V137L118 138H112V136H106V137H103V138H97L95 141H96V144H98V145H100V146H102V147H105L104 149H106V151H107V154L108 155H110V154H113L114 152H115V154H117V156L120 158H122L124 161H123V165L125 164V167H127L128 165L130 166L131 164H132V161L130 162L128 159H130V158H128V151H129V149H131V151H135L136 149L137 150H141V149H143V144H142V139L143 140H145V138L147 139H149V138H153L154 139V141L155 142H153V139L151 140L150 139V142L147 140V142L146 143H149V144H145V146L147 145V147H148V145H150L151 143V145L150 146H153V144L155 145V147L153 146V148H156V149H161V148H163V149H161V150H163V151H168L167 149H165L166 147V145L165 144H163V142H162V140H161V138L159 137L160 135L161 136H164V137H167V138H169L170 136V131L169 130H166V129H164L163 128V131H162V128H160V129H158L157 130V132L156 131H154V133H152V131H150L151 130V128L149 127V125H148V123H147V121L146 120H141L140 118H136V120L135 119H131L132 121H128L127 122V120L126 119H124V121H123V118L121 119V118H119V117H117V118H101V119H98V117H96V116H93V115H86V118L85 119H83V121L84 122H82V120H81V118H83V116H81V117H78V118H80V120H78V119H75V120H78V122H75V121H71V120H74V119H72V118H75V116H73L71 119H67L65 122H63V124H61L62 126H59L58 128H56L55 130L57 131V133H58V131H61L62 129H66L65 131L67 132H65V135H64V138L62 137L63 136V134L64 133H61V135H59V134H57V133H54V131L53 130H49V131H47L48 130V127H47V125L49 124V123H47ZM41 116V118H42V120L41 121H43V123H44V125L46 124V126H44L43 125V127H47L46 128V131L48 132H46V136H45V138L46 139H48L49 141H50V139H52L51 141H53V143H52V147L51 146H49V145H43L42 146V149H41V152H39L38 153V155H37V148L34 146V147H32V152L34 151V155H32L31 157L30 156H27L26 154L28 153L27 151H29V150H27V149H30L31 148V146H29V139H31V138H29V135H31L30 134V130L33 128V127H36V126H34L36 123H39V121L37 120V119H39V117ZM87 116H89V117H87ZM92 116V117H91ZM3 117H5V118H3ZM76 117V118H77ZM93 117H94V119H93ZM30 118H33V119H31V120H35V121H33V123H32V121L30 120ZM40 118V119H41ZM49 118V117H48ZM89 118V119H88ZM2 119V120H1ZM13 119V121H11ZM96 119V120H95ZM103 119V120H102ZM5 120H7L6 122H5ZM36 120H37V122H36ZM94 120V121H93ZM17 121H19V122H21V124L19 123V125L16 123ZM28 121V122H27ZM146 121V122H145ZM5 122V123H4ZM10 123V124H9ZM65 123V124H64ZM73 123V124H72ZM12 124V125H11ZM17 124V125H16ZM23 124V125H22ZM32 124H34V125H32ZM59 125H60V123H58ZM9 125V126H8ZM37 125V124H36ZM63 125H65V126H63ZM14 126H15V128H14ZM17 126V127H16ZM18 126L20 127V129L18 128ZM27 126V127H26ZM76 126V127H75ZM79 128H78V127ZM102 126V127H101ZM7 127H8V129H7ZM32 127V128H31ZM90 127V128H89ZM3 128V129H2ZM17 128V129H16ZM24 130H23V129ZM31 128V129H30ZM69 128V129H68ZM84 128V129H83ZM99 128V129H100ZM7 129V130H6ZM14 129V130H13ZM21 129L23 130V131H21ZM35 129V128H34ZM60 129V130H59ZM74 129V130H73ZM82 129V130H81ZM4 130V131H3ZM12 130V131H11ZM27 130H29V131H27ZM133 130V131H132ZM134 130H135V133H134V135H133V132H134ZM17 131V132H16ZM20 133H19V132ZM33 131V133H32V136L31 137H34L35 136V130H31V132ZM55 131V132H56ZM69 131L72 133L71 135H69V137H71L72 135H73V137H71L73 140H71L70 138V140L69 139H67L68 138V134H70L69 133ZM167 131V132H166ZM14 132V133H13ZM26 133V135H24V136H26L25 137V139H23L24 137H23V135L22 134H25ZM63 132V131H62ZM138 132H140V133H138ZM159 132V133H158ZM169 132V133H168ZM3 133V134H2ZM52 133V134H51ZM137 133V135H135ZM148 133V134H147ZM150 133V134H149ZM16 134V135H15ZM22 135V137H21V139H19L20 138V136ZM53 134H56L57 135V137H55V138H51L52 136H54ZM79 134V135H78ZM146 134V135H145ZM165 134V135H164ZM169 134V135H168ZM2 135V136H1ZM48 135H50L49 137H47ZM150 136V137H148V136ZM157 135H159L158 137H156ZM169 137H168V136ZM15 136H17V137H15ZM76 137V139H75V137ZM80 136V137H79ZM66 137V138H65ZM8 138V139H7ZM12 138V139H11ZM58 140H57V139ZM108 140V141H106V139ZM157 138H159V139H157ZM5 139H7V140H5ZM54 139L56 140V141H54ZM63 139H66V141L65 142H67V144H65L66 145V147H62V145L64 144V141L63 142H61ZM103 139H105V140H103ZM14 140H16V141H18V143H16V141L14 142ZM24 140H25V142H24ZM31 140H34V138H32ZM31 140H30V142H31ZM47 140V141H48ZM98 140V141H97ZM113 140V141H112ZM115 140V141H114ZM26 141L28 142V143H26ZM73 141H75V142H73ZM80 141V140H79ZM78 141V142H79ZM99 141H101V144H99L100 142ZM5 142H6V144H5ZM77 142V143H78ZM81 142V141H80ZM5 144V145H7V146H4L3 144ZM16 143V144H15ZM47 143V142H46ZM60 143V144H59ZM84 143V142H83ZM83 143H81V145L80 146H82V144ZM2 144V145H1ZM18 144H19V147H21V148H19V150H18ZM59 144V145H58ZM79 144L80 143H78V146H79ZM16 145V146H15ZM23 145V146H22ZM42 145V144H41ZM53 145H54V150H55V152L53 153L52 152V150L51 149H53ZM56 145H58V146H56ZM165 145V146H164ZM7 147L6 149L5 148H3V147ZM13 146V147H12ZM26 146V147H25ZM30 148H29V147ZM47 146H49V148H47ZM79 146V147H80ZM163 146V147H162ZM41 147V146H40ZM44 147H46L47 149L45 150L44 149ZM56 147V148H55ZM70 147V148H69ZM73 149H72V148ZM78 147V148H79ZM64 148H66V149H64ZM145 148V147H144ZM5 149V150H4ZM22 150V152H21V150ZM34 149V150H33ZM51 150V153L52 154H50V152L48 151V150ZM69 149V150H68ZM72 149V150H71ZM16 150H18L19 152H21L20 154H19V152H15ZM31 150V149H30ZM43 150H45L44 152H43ZM68 150V151H67ZM78 150V149H77ZM120 150V151H119ZM151 150V149H150ZM13 151V152H12ZM40 151V150H39ZM47 151L49 152V154L50 155H47L45 158H44V161H43V159H41V158H43L44 157V155L45 154H47ZM64 151H65V153H64ZM90 151V150H89ZM116 151H117V153H116ZM126 151V152H125ZM4 152V153H3ZM6 152V153H5ZM14 154H16V156H14L12 153ZM24 152H25V155H23L24 154ZM31 152V153H32ZM71 152H72V154H71ZM82 152V153H81ZM93 152V153H92ZM121 152V153H120ZM1 153L3 154V155H1ZM30 153V152H29ZM31 153L30 154H28V155H31ZM64 154L65 156H67V155H71V156H69V158H67V159H69L70 161L72 160V162H73V164H72V162H71V165L69 164L70 162H69V160L68 161H66L68 164H66V162H64L65 161V156L63 155V156H61L62 154ZM67 153V154H66ZM76 153V155L77 156H75L74 157V155L73 154H75ZM81 153V154H80ZM123 153V154H122ZM19 154V155H18ZM33 154V153H32ZM40 154V155H39ZM42 154H44V155H42ZM79 154L81 155V156H79ZM87 154V155H86ZM120 154H122V155H124V156H121ZM5 155V156H4ZM23 155V156H22ZM52 155V156H51ZM86 155V156H85ZM14 156V157H13ZM22 157V159H20L21 157ZM37 156V157H36ZM43 156V157H42ZM50 157V160H49V158H47V157ZM111 156V155H110ZM4 157V158H3ZM24 157V158H23ZM34 157V158H33ZM73 157L74 158H76V160H74L73 159ZM81 157V158H80ZM18 158H19V161H18ZM41 160V161H39V159ZM51 158H53V159H51ZM3 159V160H2ZM6 159V160H5ZM47 159L49 160V161H47ZM56 159V160H55ZM66 159V160H67ZM79 159H80V161H82V162H80V164L79 165H76V164H74V163H77L78 161H79ZM4 160H5V164H4ZM15 160H17V161H15ZM22 160V161H21ZM53 160V161H52ZM64 160V161H63ZM3 163H2V162ZM51 161V162H50ZM63 161V162H62ZM75 161H77V162H75ZM18 162V163H17ZM21 162V163H20ZM55 162V163H54ZM60 162H62V164L63 163H65L66 164V166H67V168H66V166L64 167V165H62L61 166V164H60ZM3 164V165H2ZM78 164V163H77ZM2 165V166H1ZM5 165V166H4ZM20 165V166H19ZM70 165V166H69ZM72 165H74L75 167H78L77 169L73 166L72 167ZM70 167V169H68L69 167ZM128 166V167H129ZM3 167H5V168H3ZM83 167V168H82ZM73 168V169H72ZM16 169V170H15ZM81 170H83L84 171V173L83 172H80ZM131 170V169H130ZM15 173H13V172ZM86 171V172H85ZM90 171H92V173L90 172ZM80 172V173H79ZM82 173V174H81ZM14 174V175H13ZM92 176H90V175ZM8 175H10V176H8ZM11 175H13V176H11ZM75 175V176H74ZM87 175H89L90 177H88ZM38 176V177H37ZM4 177V178H3ZM7 177V178H6ZM72 177H73V180H72ZM79 178V180H77V178ZM89 178V179H87L88 181H87V183H85L84 184V182H86V181H84L83 182V184L85 185V187H81L82 185H81V183H82V181L80 180V178L82 179V180H85L86 178ZM94 177V178H93ZM27 178V179H26ZM29 178V179H28ZM68 178V179H67ZM75 178V179H74ZM93 178V179H92ZM12 179V180H11ZM22 179H24V180H22ZM70 179V180H69ZM31 180H32V182H31ZM41 180V181H40ZM60 180V181H59ZM2 181H3V184H2ZM16 183H15V182ZM43 181V182H42ZM56 181V182H55ZM79 181H81V182H79ZM11 182V183H10ZM26 182V184H24L23 185V183H25ZM44 183L45 185L47 184L48 185V187H46L47 189H45V185H44V187H43V185H41L42 183ZM70 182V183H69ZM77 184H76V183ZM9 183V184H8ZM59 183V184H58ZM61 183H63V184H61ZM75 183V184H74ZM11 184V185H10ZM13 184V185H12ZM18 184H19V189H20V191H19V189L18 188H14V187H18ZM28 184V185H27ZM66 184V185H65ZM3 185V186H2ZM10 185V186H9ZM21 185H23L22 187H21ZM30 185V187H31V189L29 190L28 189V187L27 186H29ZM33 185V186H32ZM65 187V186H67V187H65V188H67V189H62V187ZM78 185V186H77ZM83 185V186H84ZM12 186V187H11ZM14 186V187H13ZM54 186V188L55 189H53L52 187ZM58 186H60V189H59V187ZM39 187V188H38ZM42 187V188H41ZM50 187H51V189H53V191L54 192H51L50 193ZM77 187H81V189L80 188H77ZM4 188V189H3ZM12 188H13V190H12ZM24 188H25V190H24ZM93 188V189H94ZM99 188V189H98ZM102 188V189H101ZM9 189H11V190H9ZM17 190V191H15V190ZM42 189H45V190H42ZM78 189H80L81 190V192L82 193H79L78 191H80V190H78ZM5 190H7L8 192H10V193H8L7 194V191H5ZM29 190V191H28ZM37 190L39 191L38 193H41L42 192V194H43V198H40L38 195V193H37ZM62 190H64L63 191V193H60V192H62ZM70 190V192L71 193H74V195L72 194V197L73 196H75L76 195V197H74V200H72V198L70 197L71 195H70V192H68ZM19 191V192H18ZM26 192V193H25ZM94 192V193H93ZM97 192V193H96ZM6 193V194H5ZM53 193V194H52ZM56 193H58V194H56V196L58 197V198H56V197H54V195ZM31 194V195H30ZM41 194V195H42ZM46 194H48L47 196H46ZM52 196V197H50V195ZM40 195V196H41ZM66 195H67V198H66ZM13 196V195H12ZM33 197H35L34 198V200H33ZM47 197H49V200H50V202H48V204L46 203L47 201H48V199H47V201L45 202L46 204H47V206H45L44 205V203H42V202H44V200H46L45 198ZM26 199H28V200H26ZM43 200V201H40V200ZM72 201H74V202H72ZM80 199V198H79ZM97 199V200H96ZM18 200V201H17ZM39 200V202H37ZM57 201V202H55V201ZM65 200V201H64ZM14 201V202H13ZM52 201H54L55 203H56V205L54 204V202H53V204H52ZM71 201V202H70ZM13 202V203H12ZM23 202V203H22ZM64 202V203H63ZM80 203L79 205H76V203ZM26 203V204H25ZM77 203V204H78ZM98 203L100 204V202L98 201ZM11 204H13V205H11ZM16 204V205H17ZM34 204V205H35ZM65 204V205H64ZM71 204V205H70ZM41 205H43V206H45L46 207V209H44V207H42L43 208V210L41 209V212H39V210H40V208L39 207H41ZM66 205H67V207H66ZM9 206V207H10ZM62 207L60 210H59V208L60 207ZM78 206V207H77ZM50 207V209H48ZM52 209V210H51ZM53 209H54V211L56 212H52L53 211ZM67 209H69V208H67ZM66 209V210H67ZM46 210V211H45ZM62 210H63V212H62ZM48 211V212H47ZM102 211H104V210H102ZM15 212V213H14ZM62 212V213H61ZM43 213H45V215H46V218H45V216L43 215ZM82 213V214H81ZM11 214H10V216H11ZM16 214H18V215H16ZM55 214V215H54ZM65 214V213H64ZM78 214H80V215H78ZM51 217H50V216ZM83 215V216H82ZM42 216H44V217H42ZM50 217V219H48L49 217ZM60 217L61 218V220L59 221V219L60 218H56L55 219V217ZM80 216V217H79ZM76 217H79V218H76ZM81 217H83L82 219H81ZM43 218V219H42ZM29 219H32V220H30V221H28ZM44 219H46V223L44 222L45 220ZM77 219H80L79 221L77 220ZM38 220V219H37ZM156 220V219H155ZM184 220V217H181V221H183ZM27 221L29 222V224L27 223ZM24 222H25V224H24ZM38 222H39V220H38ZM83 222V223H82ZM86 222V223H85ZM79 223V224H80ZM30 224H32V225H30ZM39 224V223H38ZM47 224V225H46ZM79 224H75L76 225V227H77V225H78V227L79 226H81V225H79ZM158 224V223H157ZM157 224H156V227H157ZM44 225V226H43ZM21 226V225H20ZM34 226V227H33ZM40 226V227H39ZM43 226V227H42ZM45 226H47V227H45ZM16 227V228H15ZM77 227V228H78ZM92 227H93V229H92ZM34 228V229H33ZM38 228V229H37ZM46 229V230H44V229ZM51 228V229H50ZM161 228V229H160ZM157 229H158V227H157ZM156 229V231L158 232L159 230H157ZM159 229L160 230H163L164 229V231H165V227H164V225L162 226V227H159ZM26 230V229H25ZM28 230H26V231H28ZM62 230H63V233L61 234V232H62ZM31 231V232H30ZM36 231V232H35ZM54 231V232H53ZM61 231V232H60ZM102 231V232H101ZM16 232V231H15ZM58 232H60V234L58 233ZM88 232L90 233V234H88ZM94 232V233H93ZM44 233V234H43ZM58 233V234H57ZM92 233L93 234H95V235H93L92 236ZM54 234H56V235H54ZM65 234V235H64ZM33 235H30V236H33ZM38 235H39V238H38ZM58 235H60V236H58ZM30 236H26V239L28 240V242H29V246H32L33 247V244H35L36 242H34V240H35V237L33 236V237H30ZM53 236V237H52ZM56 236V237H55ZM66 236V237H65ZM90 236H92V237H90ZM99 236V237H98ZM30 237V238H29ZM64 237V238H63ZM80 237V238H79ZM86 237V238H85ZM112 237V236H111ZM55 238V239H54ZM90 238V239H89ZM101 238L103 239V240H101ZM31 239V240H30ZM33 239V240H32ZM64 239V240H63ZM56 240V241H55ZM70 240H72V241H70ZM78 240H80L79 242H78ZM85 240H87V241H85ZM89 240H91V241H89ZM95 240V241H94ZM36 241V240H35ZM58 241V242H57ZM70 241V242H69ZM75 241V242H74ZM81 241H82V243H83V245L86 247L87 246V248H88V250H87V248H82L83 247V245L81 244V246L80 247H78V244H80L81 243ZM92 241H94V242H92ZM101 241H103V243L101 242ZM110 241V240H109ZM41 243L40 244V242H38V243H36L38 246L40 245H42V246H44V243ZM66 242V243H65ZM86 242V243H85ZM95 242H97V243H95ZM111 242H114V241H111ZM74 243H76V245H74ZM93 245H92V244ZM101 243H102V246H101ZM60 244H58V245H60ZM86 244H89V245H86ZM103 244L105 245V246H103ZM36 247L37 249H35V248H32L33 250H35V251H38V249H42L40 246L39 247ZM92 246V247H91ZM99 247V248H98ZM80 248H81V250H80ZM79 251H78V250ZM64 250V251H63ZM85 250H87V252L85 251ZM94 251V252H93ZM23 252V251H22ZM21 252V253H22ZM67 252V253H66ZM68 255H69V257H68ZM36 256H38V255H36ZM59 256V257H58ZM66 256V257H65ZM95 256V257H94ZM105 256H108L107 258L105 257ZM68 257V258H67ZM104 257V258H103ZM111 258V259H108V258ZM67 258V259H66ZM69 258H71V259H69ZM44 259V256L42 255V254H40V259L39 258H37V260L38 261H42ZM77 259V260H76ZM96 259H98L97 261H96ZM57 260H58V262H57ZM70 260V261H69ZM95 261H96V263H95Z\"/></svg>","mask_w":264,"mask_h":264}]
</instances>
